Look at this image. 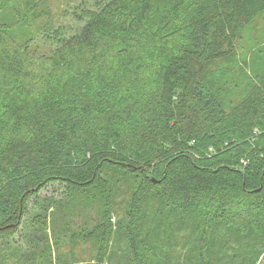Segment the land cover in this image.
<instances>
[{
	"label": "trees",
	"instance_id": "1",
	"mask_svg": "<svg viewBox=\"0 0 264 264\" xmlns=\"http://www.w3.org/2000/svg\"><path fill=\"white\" fill-rule=\"evenodd\" d=\"M53 8L0 0V264H261L264 0Z\"/></svg>",
	"mask_w": 264,
	"mask_h": 264
},
{
	"label": "rangeland",
	"instance_id": "2",
	"mask_svg": "<svg viewBox=\"0 0 264 264\" xmlns=\"http://www.w3.org/2000/svg\"><path fill=\"white\" fill-rule=\"evenodd\" d=\"M91 1V0H84ZM50 2L54 4V8L52 10L53 15L55 16V24L56 25H65V26H74L73 20L69 15L72 8H74V4H79L80 0L73 2L72 4L69 0H50ZM65 4L68 6L65 7ZM237 51L240 56H246L247 60V68H246V76L251 77L252 71L259 72L263 68L264 64V13L255 21L252 27L246 30L243 34L242 39L237 43ZM247 49V53L245 54V50ZM260 50V53H258ZM232 89H230L231 91ZM231 97V95L229 94ZM64 188L59 184H52L48 186L46 189L42 190L39 194V198H55L56 200L64 198ZM31 204H29V212L23 218L22 225L18 230V234L14 235L13 241L11 244H16L21 247H24V233L28 231V225L32 222V208ZM97 211H95L96 213ZM84 214V213H83ZM82 214V215H83ZM81 215V214H80ZM81 215V216H82ZM71 219V220H70ZM83 218L74 215L72 218H69V224L73 227L72 223L81 224ZM22 229V232H21ZM21 233V236H20ZM52 233L50 232V235ZM52 236V235H51ZM80 254V253H78ZM84 257V256H81ZM261 264H264V258L262 259Z\"/></svg>",
	"mask_w": 264,
	"mask_h": 264
}]
</instances>
